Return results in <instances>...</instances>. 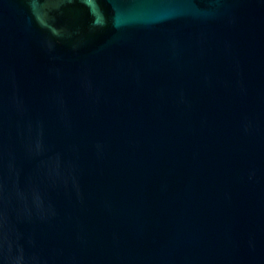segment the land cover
Wrapping results in <instances>:
<instances>
[{
    "label": "water",
    "instance_id": "1",
    "mask_svg": "<svg viewBox=\"0 0 264 264\" xmlns=\"http://www.w3.org/2000/svg\"><path fill=\"white\" fill-rule=\"evenodd\" d=\"M0 264H264V0H0Z\"/></svg>",
    "mask_w": 264,
    "mask_h": 264
}]
</instances>
